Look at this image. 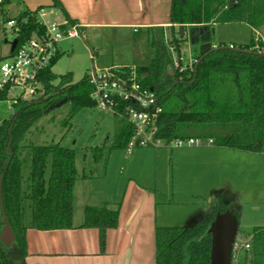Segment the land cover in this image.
Returning <instances> with one entry per match:
<instances>
[{"label": "trees", "instance_id": "16d2710c", "mask_svg": "<svg viewBox=\"0 0 264 264\" xmlns=\"http://www.w3.org/2000/svg\"><path fill=\"white\" fill-rule=\"evenodd\" d=\"M9 2L5 0L3 6ZM170 3L169 39L162 27H150L134 35L135 39L140 35L151 49L146 59L135 60L132 65L141 83L156 94L159 112L154 138L211 139L217 147L264 153V51L249 50L255 45L252 37L248 44L233 48L225 43L216 47L206 45L195 55L191 66L183 65L179 51L183 37L174 30V25L203 30L200 37L193 38V43H202L207 41L214 23H243L256 28L264 24V0H170ZM52 7L61 11L68 26L75 24L59 0H52ZM41 8L24 9L15 17L18 21L27 20L21 26L19 42L34 33H45L37 13ZM259 45L264 48L263 43ZM175 51L180 57L177 66ZM60 54L58 51L37 78V85L43 91L41 98H19L14 103L15 114L5 119L0 129V264H26V200L30 201L31 228H72L73 186L78 178L74 150L60 141L41 145L22 143L34 121L48 113L55 103H69L68 121L79 109L96 107L87 75L77 83L71 82L70 75H64L57 85L53 84L56 75L51 67ZM117 108L123 110L125 103L118 102ZM113 115L118 120L112 141L108 146L93 148L95 162L101 161L104 148L108 153L117 148L126 149L134 136V126L128 119ZM24 147L30 151L27 164L22 154ZM228 209L239 220V213L229 204H217L211 205L191 225L157 226L155 264H209L210 223L217 212ZM118 217L119 206L116 209L106 205L87 206L80 226L99 230L100 247L104 251L106 231L117 227ZM6 224L12 235L9 244L1 237ZM247 238H250V250L240 263L264 264V227H254L242 239Z\"/></svg>", "mask_w": 264, "mask_h": 264}, {"label": "crops", "instance_id": "0c3cea01", "mask_svg": "<svg viewBox=\"0 0 264 264\" xmlns=\"http://www.w3.org/2000/svg\"><path fill=\"white\" fill-rule=\"evenodd\" d=\"M59 1L69 17L78 25L79 31L88 33L92 30L127 29L135 35L150 27H162L168 35L167 29L172 25L170 0ZM8 4L10 7L14 4L15 14L7 18L17 17L24 9L35 11L43 7L50 13L58 12L59 22L65 20L61 11L52 7V0H10ZM3 11L4 9H1V13ZM225 24H240L239 26H245L242 28L249 32L247 42L242 40L235 43L230 40L233 45L248 44L252 37L264 43V24L256 28L243 23ZM217 25L219 23L211 25L213 33ZM179 27L174 25V30L180 32ZM190 30L191 27H183L182 37L188 35ZM200 34H203V30ZM220 43H225L222 38L211 46ZM240 153L249 154L250 157L241 156ZM263 156L264 153L245 152L207 143L162 151L138 149L124 154L113 153L112 150L108 153V157H105L103 152L101 161L105 160V171L102 169L93 172L90 168L88 173L84 171L79 173L76 166L78 178L73 186L72 228L37 230L31 228L24 218L27 252L25 262L26 264H155L154 232L157 227L158 194L161 193L156 186L157 174L162 171L165 179H173V192L176 190V183L179 184L177 193L183 197V202L176 203L175 206L196 204L208 205L210 208L211 205L229 204L241 217L245 211L244 206L251 201L264 203ZM148 158L151 160H147ZM231 159L238 162L234 168H231ZM151 172L152 178L149 176ZM119 177L124 181L121 194L115 190V187L98 186L108 178L118 181ZM158 177L160 179L162 176L159 174ZM259 183L262 186H256ZM169 192L170 190L167 193ZM175 194L176 192L172 195ZM192 199L198 201L192 202ZM162 203L167 204V202ZM104 205L110 209L119 206V217L117 227L106 231L105 249L101 251L99 230L80 225L84 221V209L87 206ZM260 226L264 227V225L255 227Z\"/></svg>", "mask_w": 264, "mask_h": 264}, {"label": "rangeland", "instance_id": "374dc122", "mask_svg": "<svg viewBox=\"0 0 264 264\" xmlns=\"http://www.w3.org/2000/svg\"><path fill=\"white\" fill-rule=\"evenodd\" d=\"M1 9H4L3 13H1ZM12 14H15L14 4L11 7L9 4H6L0 8V30L4 27L3 21ZM38 16L45 23H49L52 20L60 21L59 13L56 11L50 13L48 9H45L44 13H39ZM239 25L240 24H219L215 27L214 33L211 30L207 36V41L202 43H193V38L201 36V30L191 29L188 35H184L183 38L180 36L182 40L179 42V51L182 64H190L191 61L195 59V55L199 50L206 45L211 46L214 42L218 43L221 38L227 45L230 43V40H233L235 43L242 42V40H244L243 42H247L249 32L242 28L245 26ZM133 36L130 30L113 29L92 30L89 33L86 31H79L78 36L61 39L58 42L61 54L51 67L52 72L56 75L53 84L57 85L60 82V77L64 75H70L71 82L77 83L81 81L93 67L100 69L105 66H111L112 64L131 65L135 60L139 62L140 60L146 59L151 49L140 35H137V39ZM169 37V33L168 35L166 34V38L169 39ZM9 38L11 37L9 36ZM0 45L3 51L8 49V45L3 43L1 31ZM173 56L174 58H178V53L176 51L173 52ZM29 91V93H24L21 99L41 98L43 93L42 88L38 85L30 87ZM58 103H55L54 107L48 113L43 114L34 121L22 143L24 145L29 143L41 145L60 141L63 146L74 150L76 166L79 173L82 171L88 173L90 172V168L93 172H98L102 169L105 171V160L103 159L99 163L95 162L92 150L95 147H102L111 143L110 140L112 139L118 118L115 117L110 110H104L99 107H84L74 113L68 121L66 119L69 115V103H63L62 105ZM15 112L16 107L13 106L9 113L14 115ZM138 149H158L162 151L174 148L150 146L135 148L132 152ZM103 152L105 157H108L107 148H104ZM29 153V148L24 147L22 149V154L26 159L25 164L28 162ZM113 153L124 154L126 150L117 148L113 150ZM239 155L250 157L249 154L240 153ZM147 160L150 161L151 158ZM231 164V168H234L235 165H238V162L231 159ZM111 166L112 164L110 165V169ZM23 173L24 175L27 174L26 171H23ZM108 173H111V171H108ZM151 174L152 172L149 175L150 178H152ZM159 174L162 176L160 179L158 177ZM159 174H157L158 179L156 186L161 193L158 194L157 226H188L209 211L208 205L195 204L177 206V204L175 206L176 203L183 202V197L179 196L177 193L179 192V184L176 183V190L174 191L176 194L173 196V179H165V175L162 171ZM109 177L111 178V176ZM120 178L121 177H119L118 181L113 179L109 180L108 178L106 182H101L98 186L115 187V190L121 194L124 189V181ZM120 183L122 185H120ZM256 186L260 187L262 185L259 183ZM262 188L264 190V185ZM168 190H170L169 193H167ZM195 200L198 201L197 199H192V202H196ZM162 202H167V204L164 205ZM24 205L26 209L25 220L29 222L30 201L26 200ZM244 210L241 217H239L237 233L239 234L238 237L241 236V238L251 232L255 226L264 225V203L251 201L244 206ZM242 256L244 257V255Z\"/></svg>", "mask_w": 264, "mask_h": 264}, {"label": "built area", "instance_id": "2783aa9c", "mask_svg": "<svg viewBox=\"0 0 264 264\" xmlns=\"http://www.w3.org/2000/svg\"><path fill=\"white\" fill-rule=\"evenodd\" d=\"M5 0H0V8ZM41 8L37 13H44ZM40 19V18H39ZM26 19L17 20L6 18L4 27L0 30L3 36V43L8 45V49L3 51L0 45V129L5 119L11 116L9 113L19 98L24 93H29L30 87L37 86V78L44 71L59 51L58 42L63 38H71L79 35V27L76 24L67 25L62 22L52 20L45 23V33H34L31 37L19 42L21 26L26 23ZM63 27V28H62ZM9 36L11 38H9ZM17 39V43L11 50V41ZM6 41V42H5ZM255 45L249 48L250 51H264L260 47V41L254 38ZM264 44V43H263ZM214 44L212 47H216ZM233 48V44H228ZM174 48L172 47V50ZM180 57L174 58L177 66ZM195 62V59L191 61ZM88 81L92 86L91 98L95 101L96 107L110 110L117 116H125L134 126V136L130 140L127 153H131L136 146H156L168 148H181L212 144V140L200 138H177L170 141L155 139V121L159 108L155 92L144 86L134 65H112L97 69L93 67L87 74ZM118 102L125 103L123 110L117 108ZM250 250V238L242 239L236 237L231 255L230 264H239L242 255Z\"/></svg>", "mask_w": 264, "mask_h": 264}, {"label": "water", "instance_id": "95a60500", "mask_svg": "<svg viewBox=\"0 0 264 264\" xmlns=\"http://www.w3.org/2000/svg\"><path fill=\"white\" fill-rule=\"evenodd\" d=\"M180 36L183 35V27H179ZM6 42V41H5ZM17 39L11 41V50L14 49ZM239 221L234 212L228 209L224 212H217L210 223L209 234L211 235V249L209 264H230L232 247L238 233ZM2 239L9 244L12 235L8 224L1 232Z\"/></svg>", "mask_w": 264, "mask_h": 264}]
</instances>
